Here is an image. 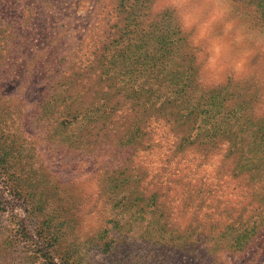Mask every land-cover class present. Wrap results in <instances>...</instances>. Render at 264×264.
<instances>
[{
    "label": "rangeland",
    "instance_id": "374dc122",
    "mask_svg": "<svg viewBox=\"0 0 264 264\" xmlns=\"http://www.w3.org/2000/svg\"><path fill=\"white\" fill-rule=\"evenodd\" d=\"M126 2L134 48L111 72L119 84L153 87L158 105L198 104L201 143L168 163L163 150H127L125 164L109 145L118 136L77 144L86 121L72 118V97L88 93L78 99L89 118L103 104L89 96L90 62L115 31V0H0V264H264V226L233 244L226 210L236 191L247 195L246 174L232 176L231 164L261 166L264 0ZM13 22H29L14 33L25 43L8 36ZM123 110L112 115L119 125ZM250 184L264 210V179Z\"/></svg>",
    "mask_w": 264,
    "mask_h": 264
},
{
    "label": "trees",
    "instance_id": "16d2710c",
    "mask_svg": "<svg viewBox=\"0 0 264 264\" xmlns=\"http://www.w3.org/2000/svg\"><path fill=\"white\" fill-rule=\"evenodd\" d=\"M126 1L127 0H115L113 6L115 15H117V20L114 25L115 31L105 33V37L98 43L97 55L94 54L90 62L94 65L93 68L98 70V73L95 74L97 89H95L92 94H89V96L94 95L98 102L101 100L103 104L97 105L98 109L94 110L93 116L89 118L86 117L87 110L80 107L82 103H80L79 100L83 96H87L88 93L81 89L80 92H76L75 94L79 99L77 97H72V118L76 119V123L80 119L86 121L85 125H79V127L82 128L76 135V141L79 145L98 146L104 143L108 136H118L119 139L109 140V145L116 155L122 154L123 158H120V164L131 162V156L136 152L144 153L143 151H145V153H149L153 152L152 150H163L160 157L164 158L163 162L168 163L169 158L166 157L167 155H170V159H173V157L177 155L181 156L185 148L191 145H200L199 135L194 131L196 130L195 126L198 119L196 114L199 115L201 108L198 104H196L194 108H187L184 106L185 101L183 99L177 101L173 98H164L158 105L155 99L156 90L153 87L141 86L138 88L134 86L128 87L126 84H119L120 79H117L110 69L116 71L120 69L116 67V65H122L128 58L131 49L134 48V45L131 43L132 40L127 38L135 31L133 30L135 24L133 23V19L135 17L132 16L135 9H131L133 8L132 4L127 6ZM73 4L72 2V5ZM31 7L30 5L27 6L25 11L31 12ZM130 10L132 11L131 14ZM10 25L11 31L8 32V36L11 38L18 37L20 40L22 36L14 35V33L16 32L24 35L26 28H28L30 24L29 22H13ZM1 29L2 27L0 26V30ZM46 37L47 39H51V36ZM46 37L43 38V41ZM22 42L25 43L24 38ZM11 45L14 47L12 49L15 50V52L19 51L20 47L23 46H20L19 43L14 44L12 42ZM27 45L30 44L26 42V47ZM28 48L29 47H27V51ZM10 53H12V51ZM67 63H69V61ZM73 65L74 67L72 68L76 69L80 64L72 62V66ZM72 76L75 78L79 77V75L75 74H72ZM174 95L178 97L182 94L181 92H176ZM122 107H124L123 113L125 115L121 117L122 120H119L122 122V124L119 125L115 122V118H113L112 115ZM190 108L191 110H189L188 113L183 112ZM126 111L133 113L131 118L128 117ZM167 127L170 131H172V128L174 132L178 133L175 135L176 137L172 139L164 134L165 128ZM169 130L166 131L170 132ZM156 137L161 138L162 141ZM257 141L263 144L264 136L261 135L257 138ZM210 143L213 144V141ZM263 149L261 152L262 157L259 159L261 166H256L249 160L248 164L234 162L229 169V172L234 177H239L242 173L246 174V187H244L246 192L242 193V195H247L239 198V192L236 191V196L238 198L235 197L234 201L228 200L229 204L226 207L228 218L231 219V222L228 223V233L230 234L233 244H249L252 238L256 237V239H258V234L262 232V230H259L264 226V210L261 206L262 202H260L261 196L259 194V198L257 194L255 195L249 190L252 186L250 183H257L260 179H264ZM127 150L134 153L128 154ZM230 154L233 153L230 152ZM138 169L139 176L143 177L144 169L141 167H138ZM234 190L235 188L231 187L228 195ZM154 196H156V194L152 193L149 198H153ZM200 201L204 202V200ZM195 208H198V206ZM253 217H255L254 219L257 221H253ZM248 220H252L254 224L259 226H252L249 229L245 228L244 223Z\"/></svg>",
    "mask_w": 264,
    "mask_h": 264
}]
</instances>
